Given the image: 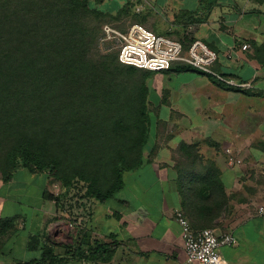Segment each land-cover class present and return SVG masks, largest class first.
I'll list each match as a JSON object with an SVG mask.
<instances>
[{"label":"trees","instance_id":"trees-1","mask_svg":"<svg viewBox=\"0 0 264 264\" xmlns=\"http://www.w3.org/2000/svg\"><path fill=\"white\" fill-rule=\"evenodd\" d=\"M92 2L0 0V178L11 182L20 169L46 173L67 191L83 184L82 200L104 204L124 188L125 174L145 162L153 72L122 64L110 46L98 54L103 31L92 21L116 20L131 9L113 16ZM187 69L193 70L179 67ZM179 155L187 161L176 164L186 215L195 230L212 228L229 211L221 170L216 163L198 166L196 145L181 144ZM64 196L44 193L57 206ZM18 222L0 218L1 247L18 232ZM112 238L96 246L76 240L57 252L31 235L27 249L40 255L17 264L107 263L120 246Z\"/></svg>","mask_w":264,"mask_h":264},{"label":"crops","instance_id":"crops-1","mask_svg":"<svg viewBox=\"0 0 264 264\" xmlns=\"http://www.w3.org/2000/svg\"><path fill=\"white\" fill-rule=\"evenodd\" d=\"M92 5L113 16L129 7L135 21L158 35L185 43L204 41L219 54L214 65L217 72L252 87H231L195 69L179 70L181 64L170 71L153 72L149 90L156 119L143 166L125 174V186L114 200L104 204L92 200L87 205L89 200L81 199L79 204L78 245L86 239L93 246L111 244L115 237L120 246L107 263L67 264H201L187 261L176 219L177 210L186 214L176 168L179 147L209 140L202 153L216 161L226 191L246 192L244 165L231 166L226 157L264 155L260 148L264 143V0H104L100 4L93 0ZM246 44L249 48L244 50ZM8 183L1 181L0 187ZM52 185L49 181L46 191L58 196ZM67 194L62 188L61 195ZM260 205L255 199L232 203L215 221L211 229L217 234L231 232L237 239L235 246L220 248L223 264H264ZM56 211L55 201L43 200L41 215L34 218L41 225L40 236ZM12 217L26 225L20 215ZM28 240L19 242L23 250H28ZM15 241L5 255H13ZM72 244L66 241L62 251Z\"/></svg>","mask_w":264,"mask_h":264},{"label":"rangeland","instance_id":"rangeland-1","mask_svg":"<svg viewBox=\"0 0 264 264\" xmlns=\"http://www.w3.org/2000/svg\"><path fill=\"white\" fill-rule=\"evenodd\" d=\"M93 7L95 8V6ZM92 23L95 26H100L103 31L99 48L97 49L98 54L102 55L106 54L105 49L107 46H110L108 52L118 53L119 34L126 32L133 23L139 22L135 21L133 16L127 12L116 20L106 19L103 23L95 21H92ZM106 27H109L111 31L109 30V32H107ZM151 82L152 77L149 80V83ZM155 113H159V108H156ZM151 115L154 121L156 119L154 113H151ZM153 128L154 127L151 129V133H153ZM192 145L198 146L199 154L202 157H198V166L208 167L216 163L215 160L202 153V151L207 149V146L209 147V140L206 142L203 141L200 144L194 143ZM260 148L264 152V143L260 145ZM231 156L236 160L242 161L240 165H244L245 180L247 181V185L249 184V187H246L245 193L236 194L227 192L229 196V209L232 207V203H243L248 199H255V202L261 204L259 207L264 206V155L230 154L226 157L228 159V164ZM178 163L181 166L187 164V161L184 157L179 155L177 157V164ZM1 181L3 180L0 178V182ZM49 181L52 182V186L55 187L54 191L61 195L62 185L60 182L50 178L46 173L34 176L30 175L25 169L15 173L12 183L0 187V217L20 215L22 219H26L25 226L23 221L19 220V230L9 240L3 238L5 247L2 246V248V244H0V264H17L18 260H30L40 255V253L23 250L24 248L19 245V242L28 240L33 234H38L37 230L41 228V225H39L34 218L36 214L41 215L39 210H41L43 200H46L43 198L42 194L46 192V188H50ZM82 190L84 191L83 184H79L76 188L68 190V194L62 199V205L57 206L56 215L46 222V228L42 230V240L49 244L53 242L57 246L59 252H62L63 249L61 245L65 244L66 241L72 243L77 240V233L79 230V204L81 202V195L83 194ZM46 201L47 203L49 202V200ZM91 201L92 200H89L87 205H89ZM16 238L17 241L13 244L15 247L12 246L13 255L9 252L5 255L3 250L6 251Z\"/></svg>","mask_w":264,"mask_h":264},{"label":"built area","instance_id":"built-area-1","mask_svg":"<svg viewBox=\"0 0 264 264\" xmlns=\"http://www.w3.org/2000/svg\"><path fill=\"white\" fill-rule=\"evenodd\" d=\"M109 30L111 31L106 27V31ZM118 41V59L124 65L151 72H165L170 71L175 64H181L231 87H252L251 83H241L217 72L214 65L219 58L218 52L200 39L185 43L169 36L158 35L141 23H133L126 32L119 34ZM248 48L247 44L243 46L244 50ZM241 163V160L232 156L229 159L231 166ZM258 213L264 218V206L258 208ZM176 219L182 228L184 249L189 263L198 261L201 264H223L220 248L237 244V239L231 232L217 234L211 228L195 230L181 209L176 211Z\"/></svg>","mask_w":264,"mask_h":264}]
</instances>
